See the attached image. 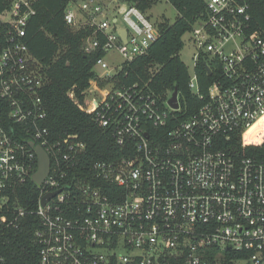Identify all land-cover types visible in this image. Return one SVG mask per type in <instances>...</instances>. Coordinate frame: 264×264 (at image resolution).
I'll return each mask as SVG.
<instances>
[{
	"label": "built area",
	"instance_id": "obj_1",
	"mask_svg": "<svg viewBox=\"0 0 264 264\" xmlns=\"http://www.w3.org/2000/svg\"><path fill=\"white\" fill-rule=\"evenodd\" d=\"M38 1L7 0L0 13V233L39 218V264H264V158L246 154L264 142V125L246 138L264 120V32L252 27L250 0H206L207 16L190 31L194 59L208 56L220 76L207 95L191 76L204 102L185 119L171 95L162 102L119 75L157 39L153 19L122 0L68 4L67 24L92 31L83 51L102 53L85 103L123 154L88 169L87 144L77 134L53 138L46 125L44 77L24 39ZM110 54L122 62L111 67ZM30 142L50 158L40 185ZM29 180L39 188L35 208L20 203Z\"/></svg>",
	"mask_w": 264,
	"mask_h": 264
},
{
	"label": "trees",
	"instance_id": "obj_2",
	"mask_svg": "<svg viewBox=\"0 0 264 264\" xmlns=\"http://www.w3.org/2000/svg\"><path fill=\"white\" fill-rule=\"evenodd\" d=\"M74 0H40L37 12L30 19L25 39L30 53L36 59V66L44 77L40 96L45 107L51 137L77 134L87 144L86 169L96 160L123 155L116 145L111 129L95 123L93 114L85 103L84 90L90 80L96 77L93 70L100 52L85 53L83 40L91 35L87 27L73 28L65 20V10ZM176 9L177 17L171 22L164 15L156 18L158 37L148 52L125 69L120 78L124 83L147 85L160 101L165 102L178 88L180 109L175 111L178 119L194 115L204 100L188 86L191 74L182 61L180 52L184 48V35L193 25L207 16L206 0H168ZM128 7H136L147 13L157 0H122ZM252 27L264 32V0H250ZM7 7V0H0V13ZM152 19V18H151ZM211 58L201 55L195 64L200 93L207 95L211 83L220 76V69H214ZM208 69H211L209 73ZM106 80H99L104 85ZM256 131L247 139L252 140ZM239 137L234 143H239ZM246 154L264 158V142L246 148ZM86 171H84L85 173ZM19 193L20 203L29 208L37 206L39 188L31 180ZM39 218L30 216L19 229L0 233V264H39V246L35 239V228Z\"/></svg>",
	"mask_w": 264,
	"mask_h": 264
},
{
	"label": "rangeland",
	"instance_id": "obj_3",
	"mask_svg": "<svg viewBox=\"0 0 264 264\" xmlns=\"http://www.w3.org/2000/svg\"><path fill=\"white\" fill-rule=\"evenodd\" d=\"M77 1L79 3L82 2V0H77ZM120 6L124 8L125 5L123 3H120ZM147 13L151 16V18L154 21L156 20V18H159L162 15L168 18L171 22H173L175 18L177 17L176 9L168 0H157L154 6ZM191 38H192V35L190 32L184 35L183 37L184 48L180 52V57L182 61L188 66L190 74L193 75L195 72L194 55L197 53V49ZM107 60L110 62L111 67H112V63L120 64L122 62L121 57H119V55L117 54H110Z\"/></svg>",
	"mask_w": 264,
	"mask_h": 264
},
{
	"label": "water",
	"instance_id": "obj_4",
	"mask_svg": "<svg viewBox=\"0 0 264 264\" xmlns=\"http://www.w3.org/2000/svg\"><path fill=\"white\" fill-rule=\"evenodd\" d=\"M125 38V35H124ZM209 73H211V70L208 69ZM168 104L172 108H179L178 103V88L176 87L174 91L171 94V97L168 99ZM30 145L34 146L36 154H37V161H38V167L37 171L33 174V180L37 184H42L43 180L47 176L50 170V158L48 156L47 151L40 145H34L33 142H30ZM57 192L50 193L43 197L42 204H45L52 196H54Z\"/></svg>",
	"mask_w": 264,
	"mask_h": 264
},
{
	"label": "bare ground",
	"instance_id": "obj_5",
	"mask_svg": "<svg viewBox=\"0 0 264 264\" xmlns=\"http://www.w3.org/2000/svg\"><path fill=\"white\" fill-rule=\"evenodd\" d=\"M261 125H264V120L263 119H261V120H259L247 133H246V135L248 136V137H250V135L254 132V131H256V129L259 127V126H261Z\"/></svg>",
	"mask_w": 264,
	"mask_h": 264
}]
</instances>
